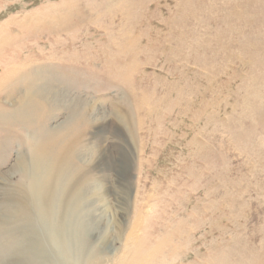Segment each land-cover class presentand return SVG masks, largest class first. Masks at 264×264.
Masks as SVG:
<instances>
[{
    "label": "rangeland",
    "instance_id": "1",
    "mask_svg": "<svg viewBox=\"0 0 264 264\" xmlns=\"http://www.w3.org/2000/svg\"><path fill=\"white\" fill-rule=\"evenodd\" d=\"M0 264H264V0H0Z\"/></svg>",
    "mask_w": 264,
    "mask_h": 264
},
{
    "label": "bare ground",
    "instance_id": "2",
    "mask_svg": "<svg viewBox=\"0 0 264 264\" xmlns=\"http://www.w3.org/2000/svg\"><path fill=\"white\" fill-rule=\"evenodd\" d=\"M38 165H40V160H36ZM36 164V167H34L33 171H32V177L29 181V186L31 188V192H29V194L31 196L34 197L35 199V205H36V208L39 211H41L40 213H42V219L43 218H46V217H50L51 215V205H48L44 202V200L46 199L48 202L51 200V196L54 197L53 193H52V183H53V177L54 175L58 174L57 170L55 171L54 168L50 167L48 170L45 169V170H42L41 169V165L40 166H37ZM59 180H62V174L60 175L59 174ZM56 183V181H55ZM58 185V183H57ZM61 187V185H60ZM64 188V186L62 187ZM69 190V189H68ZM67 190V191H68ZM70 191V190H69ZM33 192V193H32ZM68 193V192H67ZM67 193H64L63 194V191L62 193H60L61 197H63L62 200H65V201H62L61 204H59L61 207H64L67 203L66 200L67 198L69 197V194ZM77 194V193H76ZM75 196V195H74ZM71 197V196H70ZM76 200V199H75ZM32 204V203H31ZM33 206V205H32ZM78 208V207H77ZM65 209V208H63ZM71 209V208H70ZM70 211V210H68ZM67 211V213H69ZM74 211V210H73ZM59 212V211H58ZM72 212V210H71ZM70 212V214H71ZM75 213V212H74ZM72 214V215H75V214ZM40 215V214H39ZM79 217V216H78ZM79 219V218H77ZM75 220V219H74ZM48 224V223H47ZM45 225V224H44ZM74 225V224H73ZM51 226V225H49ZM75 226V225H74ZM53 227V226H52ZM72 227V226H71ZM78 228V227H76ZM32 229L35 230V226L32 225ZM66 230V229H65ZM69 230V229H68ZM77 231V230H76ZM34 232V231H33ZM63 232V231H62ZM75 232V231H74ZM76 234V233H75ZM54 235V234H53ZM74 235V234H73ZM79 235V234H78ZM55 236V235H54ZM69 237V236H68ZM81 237V236H80ZM83 238V237H82ZM55 239H58V237L55 236ZM65 239V238H64ZM78 239V238H77ZM74 240V237L72 239V241ZM40 241V239H39ZM75 241V240H74ZM80 242V241H79ZM47 243V242H46ZM54 243V242H53ZM76 246V245H75ZM42 247V246H41ZM60 247V246H59ZM72 247V246H71Z\"/></svg>",
    "mask_w": 264,
    "mask_h": 264
}]
</instances>
